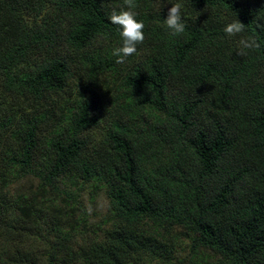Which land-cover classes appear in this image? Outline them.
<instances>
[{
    "label": "trees",
    "instance_id": "16d2710c",
    "mask_svg": "<svg viewBox=\"0 0 264 264\" xmlns=\"http://www.w3.org/2000/svg\"><path fill=\"white\" fill-rule=\"evenodd\" d=\"M123 2L0 0V264H183L158 238L178 227L195 253L264 264V0H136L145 39L117 64ZM87 184L119 222L106 244L80 236Z\"/></svg>",
    "mask_w": 264,
    "mask_h": 264
},
{
    "label": "rangeland",
    "instance_id": "374dc122",
    "mask_svg": "<svg viewBox=\"0 0 264 264\" xmlns=\"http://www.w3.org/2000/svg\"><path fill=\"white\" fill-rule=\"evenodd\" d=\"M83 90L87 95L95 96L93 90L99 92V97L105 100V97L100 90L94 88V86L78 87V90ZM105 110L104 108L102 109ZM107 112V111H106ZM102 115L104 120L107 118V113ZM38 181L32 178L24 179L19 183V189L28 188L30 186L35 187ZM80 202L85 213L84 225L82 227L81 239H87L88 237L94 238L97 236L100 244L107 243V234L113 232L119 227V222L115 217H112L109 200L103 191H94V188L89 184L85 185L80 195ZM79 217L76 213L75 220ZM139 233L145 234L154 233L151 225L139 224L134 227ZM161 244H167L170 249H175L174 253L177 262L183 264H225L221 258L215 255L212 251H198L194 252L192 248V242L188 234L183 228H175L170 234L163 232L161 236L158 235Z\"/></svg>",
    "mask_w": 264,
    "mask_h": 264
},
{
    "label": "clouds",
    "instance_id": "9594fccd",
    "mask_svg": "<svg viewBox=\"0 0 264 264\" xmlns=\"http://www.w3.org/2000/svg\"><path fill=\"white\" fill-rule=\"evenodd\" d=\"M168 3L172 6L168 9L167 17L161 19L162 25L171 35H181L186 28L184 7L179 2ZM136 7V0H124L123 4L113 8L108 13V21L117 26L119 31L120 43L111 49V56L115 57L117 64H124L128 57L136 53L137 45L143 43L145 39L143 31L145 25L142 20L138 19L139 13L135 10ZM255 21L257 29L264 31V17L257 16ZM244 25L236 16L235 18H227L223 26V32L226 36L238 37L236 50L240 55L257 46L254 38L243 37Z\"/></svg>",
    "mask_w": 264,
    "mask_h": 264
}]
</instances>
